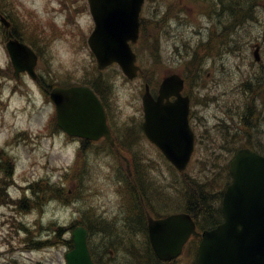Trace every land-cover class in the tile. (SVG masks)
I'll list each match as a JSON object with an SVG mask.
<instances>
[{
	"label": "rangeland",
	"instance_id": "374dc122",
	"mask_svg": "<svg viewBox=\"0 0 264 264\" xmlns=\"http://www.w3.org/2000/svg\"><path fill=\"white\" fill-rule=\"evenodd\" d=\"M85 1L12 0L11 7L7 1V9L14 11V15L18 16L20 30L26 35L34 34L38 38L35 43L42 49V56H40L42 60L38 66V72L44 73L46 76L51 74L59 81H77L85 75L87 70L93 69L95 62H93L92 55L87 43L85 44L84 42L83 36V31L89 34L90 29L93 28V21ZM171 2V0H162L156 3L163 9L164 6ZM181 2L186 17L174 18L173 14L175 11H172L170 18H174L179 24H174L171 27L172 31L169 30L170 38L162 42L161 58L163 63H160L155 69L160 68L162 65L166 66L165 71L175 67L176 63L180 61L175 47L177 46L179 51H181L185 40L191 39L189 40L190 43H196L195 41L200 39L199 36L202 35L203 39L206 38L208 31L212 27V18L208 11L206 13L200 12L204 8L201 2L179 0L171 3L172 7L176 8V4ZM211 2V0H208L205 4L210 6ZM152 4L145 2L142 12L143 16H148V12L151 14L153 11ZM73 7L74 9L81 8V10L75 12ZM256 16L258 17V22H247L243 26V29H247L246 32H242L243 37H239L238 34L240 41L238 42V47L240 49H220L218 55L216 54L218 57L213 61L209 60L206 64L207 68L202 70V78L198 82L202 86L211 88L216 101L210 103L207 107L199 103L195 104L196 127L198 128L199 139L198 149L190 166L191 171L194 169H198L199 172L200 170L204 171V162L201 161L209 162L215 160L219 162L222 157L225 158V155L222 156L220 149L222 143L229 140V134L226 133L228 129L222 127L219 131H205V127L213 129L219 118H223V113H233L235 109H239L238 107L245 103L246 98L240 97L235 88H237L238 83L252 77L253 71L259 67L254 61L252 54L256 43L261 44V62L264 64V0L260 2ZM156 29V32L163 33L167 31L168 26H163L161 23ZM195 31L198 32L196 35ZM148 32L151 33L152 30L148 29ZM229 32L234 35V30ZM3 34L4 32L0 29V67L6 69L0 72V98L4 101L0 105V147H4L11 154L16 166L14 178L16 184L11 185L9 192L12 196L22 197L24 190L21 187L44 178L49 179L51 182L64 181L65 187L61 191L65 197L64 192L67 188L71 192V190L75 191L77 187L73 180L75 174L71 172V167L75 165L76 141L69 139L61 131H54L51 125H48L49 118L52 115L51 112L53 111L52 104L41 95L31 78L23 75L22 79L17 82L12 79V71L11 76L8 75L9 56L2 42ZM180 34H183V36ZM156 36L154 35L153 37ZM224 39L227 40L225 37ZM228 44L230 43L228 42ZM139 47L140 45H137L136 51ZM139 51L138 55L143 52L141 49ZM146 53L143 52L141 54L142 62L140 64L143 65L144 69L146 67L144 62L147 60ZM48 67L52 71L46 73L45 70H48ZM186 68V66H183L179 70L185 73ZM110 74L116 75V71L112 70ZM119 76L121 75L114 76L117 84L115 95L113 94L112 98L114 106L117 107V109L114 107V112L115 114L119 112V123H122L129 113L135 111L131 103L132 94L134 89L138 90L142 78L138 77L132 82H126ZM263 91L260 92L261 98L259 100L262 109H264ZM204 92L205 89L201 90L198 95H202ZM259 103L255 102L258 109H260ZM221 108L224 109L223 112ZM231 108L234 109L229 111ZM116 110L118 111L116 112ZM252 122L257 123V121L253 120ZM262 142L264 143V141ZM147 151L151 157L156 159L159 170L163 171V175L164 173L171 175V171L159 156L157 150L154 147H148L145 149V153ZM113 158L119 164V157L113 156ZM107 159L109 160V158ZM94 164H96L95 159L90 157L87 174L81 186L83 188V200L78 199L76 201V194L60 199L57 196V190L50 191L51 188L44 187L48 191L45 196L37 199L35 203L27 202L28 212L17 211L9 205L0 206V264H65L64 253L68 250V247L57 243L58 237L52 238L54 243L51 242L49 247L40 248L35 245L36 242L43 241L45 238L51 239L49 236L51 231L41 227V224L46 225L49 221H55L58 224L68 225L77 220L76 206L78 211H82L81 207H83L84 203L91 205L94 213L101 212L108 216L119 210L118 191L111 187L110 172L113 168L109 167L107 169L102 166L96 171ZM190 168L188 169L190 170ZM142 173L140 170L139 174ZM149 176L154 177L155 174H151V171H149V173L142 175L143 178L146 177L145 180L147 181ZM221 177L224 176L221 174ZM221 177L218 178V182H220ZM160 184L164 185L165 188H158L156 183H154L153 187H146L149 192H153L155 189H164L165 191L161 201H157L159 196L156 195L155 199H152V209L168 202L170 195L174 191L172 185L168 183ZM41 185L49 186L46 184ZM39 189L41 188L36 190ZM1 193L2 191H0ZM49 199H51V202L45 205L44 203H47ZM73 201L75 204H73ZM3 202L0 198V204ZM83 210H86V208ZM82 216L84 218L83 213ZM19 222L31 227V229L27 233L24 232L16 224ZM122 224L118 220V223L113 225L114 227L112 226L102 235V241L106 243L111 240L114 245L123 244L126 239L121 238V241L118 239L116 242L112 239L114 235H111ZM100 233L103 232H95L91 236L95 244L100 238ZM128 236L131 235L128 234ZM134 238L135 241L131 243L134 253L126 254L125 259L115 258V264H134V260H136V263L144 262L143 252H141L144 245L142 236L138 237L136 235ZM118 254L117 257L120 258V250ZM140 254L141 256L139 257ZM123 260L128 262L121 263Z\"/></svg>",
	"mask_w": 264,
	"mask_h": 264
},
{
	"label": "water",
	"instance_id": "95a60500",
	"mask_svg": "<svg viewBox=\"0 0 264 264\" xmlns=\"http://www.w3.org/2000/svg\"><path fill=\"white\" fill-rule=\"evenodd\" d=\"M95 30L89 38L100 67L116 61L124 73L136 75L135 55L128 40L135 41L138 16L143 0H89ZM14 74L26 70L34 74L36 55L16 39L7 41ZM183 82L176 74L163 79L158 100L144 96L146 135L154 141L177 168H185L193 149V133L188 125V97L181 96ZM51 98L57 106L58 122L69 134L97 138L109 137L101 103L87 87L54 88ZM176 95L172 104L164 97ZM233 181L223 195L225 221L204 230L197 264H264V156L240 148L230 162ZM194 229L188 215L149 219L154 250L161 258L175 256ZM74 248L66 253L67 264H93L86 247V230L72 232Z\"/></svg>",
	"mask_w": 264,
	"mask_h": 264
},
{
	"label": "trees",
	"instance_id": "16d2710c",
	"mask_svg": "<svg viewBox=\"0 0 264 264\" xmlns=\"http://www.w3.org/2000/svg\"><path fill=\"white\" fill-rule=\"evenodd\" d=\"M7 1L8 4L12 5V0H0V13H5L11 19L13 23V29L10 30L12 35L22 41L30 45H34L35 41L38 38L34 34L26 35L23 31L20 30L18 26V16L14 15V11H9L7 9ZM203 2H207L208 0H201ZM210 8L208 13L213 20V25L210 28V33L205 41H199L194 43L191 47H193L192 54L189 56L190 58L184 61L185 66L187 67L186 70L190 71L195 75L188 76L189 78L197 77L200 78V75L197 71L201 69V61L204 58V54L206 55H214L217 54L218 51L222 48L228 49V46H231L235 42V36L231 35L229 31L238 30L240 25L243 23L244 20H250L254 18L252 13H256L257 7L255 4L259 2V0H211ZM169 10L166 11L165 17H168L172 14V11H175L172 7L168 8ZM183 10L179 11L176 8L174 12V18H180V14L183 15ZM185 13V12H184ZM162 20V19H161ZM159 24H151L147 26V29H151L153 31H157V26ZM229 32V33H228ZM227 38L226 39H224ZM228 42L230 44H228ZM152 51L154 50V42ZM185 47H190L189 45H185ZM154 63H157L154 59ZM98 73L92 72L86 74L82 80L85 82L94 85L96 89L102 91L103 94L111 93L109 89L112 86V82L110 81L109 77H106L102 74L101 71H97ZM153 77V73L150 76H147L148 80L151 81ZM256 83H263L264 82V72H256L253 74V79ZM264 89V87H263ZM247 98V95H245ZM254 97V96H253ZM236 113V114H235ZM233 115L230 117L237 121L230 125L232 130L228 131L229 140L228 142H223L221 147V152L223 156L225 155V161L221 167L226 168L228 167V162L226 161L229 156H231L238 146H249L251 148L257 149L259 151L263 150L264 147H261L258 142H261V139L264 138V133L261 131H248L249 127H253L250 118L254 115L251 108L248 109L246 114H243L240 110H236ZM224 121V120H222ZM227 122V121H226ZM245 123V130L241 131L243 128L242 123ZM221 124V123H220ZM215 166H217L216 162H213ZM141 172H143L142 169ZM228 174V171H226ZM143 174V173H142ZM220 174V173H219ZM8 175H11V167L8 168ZM140 178V174L138 176ZM228 177V176H227ZM126 178V177H125ZM146 178V177H144ZM126 180V179H125ZM226 180V176L224 180ZM214 179H206L205 182H196L195 180L192 181L188 178L185 180V190L182 192L183 196L181 198L183 200L182 205L184 208L190 212L196 219H198L199 224L206 227H211L216 225L222 219V214L220 211L219 200L221 198L222 190H219L221 184L217 187L216 183H214ZM147 180L143 178L140 180L139 189L137 192L144 198V203H138L134 198H136V193H128L129 201L128 204L125 205L126 212L124 215L122 214V220H120L123 224L119 227L116 231L111 233L114 235L112 238L114 241L117 242L118 239H126L123 241L124 243L120 245L116 244V251L118 249L124 250L122 252L123 255L134 253L133 248L131 247V243L135 241L134 236L139 235L140 233L144 232V208L146 206L152 207V199H155L157 196V190H153V192H149L146 187H153L152 183L149 185ZM51 189L50 191H52ZM56 190V189H55ZM34 193L36 192L33 190ZM38 192L40 194H44L48 192L47 190L39 189ZM38 196V193H35ZM58 194V193H57ZM156 195V196H155ZM25 201V199L23 200ZM171 203V201H170ZM22 207L26 208V203H22ZM124 209V208H123ZM124 221V222H123ZM115 225L112 223V226ZM114 227V226H113ZM112 228V227H111ZM117 228V227H116ZM89 229L94 233L98 231V228L94 225H89ZM110 228L104 229V232L99 235L102 239V235H104L107 230ZM57 231V230H56ZM64 232V231H62ZM62 232L57 231V236H60ZM122 236H121V234ZM131 235V236H128ZM134 235V236H133ZM133 236V237H132ZM68 244L71 245L70 240H67ZM110 245V243H109ZM118 247V248H117ZM148 246L145 244L143 245V249H147ZM108 249V248H107ZM105 253V251L103 252ZM146 254H149L148 250ZM138 256V255H137ZM151 264H156L155 261H151Z\"/></svg>",
	"mask_w": 264,
	"mask_h": 264
},
{
	"label": "bare ground",
	"instance_id": "6f19581e",
	"mask_svg": "<svg viewBox=\"0 0 264 264\" xmlns=\"http://www.w3.org/2000/svg\"><path fill=\"white\" fill-rule=\"evenodd\" d=\"M238 34H239V37H241V33L239 30H234V36H235V42L234 44L231 46H228V48H234V49H240L238 47V42H239V38H238ZM200 75V78L198 79L197 77H194L192 79L196 80V81H199L201 80L202 78V70L200 71H197ZM191 75H195L193 73H190V71H188V76H191ZM264 87V84H261L259 86H257L254 91L250 92V94H248L247 96V99L250 101L252 100L253 98H255V94L256 93H259L261 92ZM254 96V97H253ZM211 102H207V101H201L199 104L202 105V106H205L207 107ZM146 174V172H143V174H140V178L138 177L137 179H135L134 181H130L129 183H124V182H119L117 183L116 185V191H118L119 193H125V191L127 189H129L130 187H133V188H138L139 189V186H140V180L143 178L142 175ZM168 178L170 179H174V180H177L178 181V176L176 174H167V175H162L161 173H158L156 172L155 176L154 177H147L148 179V182L152 183V185H154V183L156 184H160V183H163L164 180H167ZM145 180V178H143ZM169 179V180H170ZM192 181H194V179L192 178H188ZM186 180V178L184 179ZM150 183H148L149 185H151ZM57 196L60 198V199H64V195L61 191H57ZM162 197L163 195L159 196V198L157 199V201H161L162 200ZM84 199V195H82V200ZM49 202H51V199L48 200L47 203H44L45 205L46 204H49ZM169 202L165 203V204H168ZM171 204H174L171 203ZM94 213H87V215L84 216V221H83V224L84 226H86L87 228H89V225H94L95 227L98 228V231L97 233L99 232H104V229H107V228H111L112 227V221L109 220V219H105V218H101L100 216L98 215H93ZM52 225H55L56 229L58 232H62L65 230V225H62V224H58V223H55L53 222ZM93 232V231H92ZM94 233V232H93ZM102 234V233H100Z\"/></svg>",
	"mask_w": 264,
	"mask_h": 264
}]
</instances>
